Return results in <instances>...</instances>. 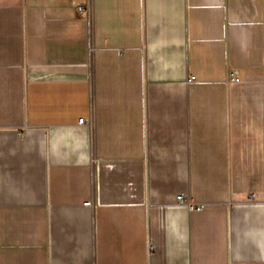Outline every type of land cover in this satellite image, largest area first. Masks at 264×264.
<instances>
[{
  "label": "crops",
  "instance_id": "1",
  "mask_svg": "<svg viewBox=\"0 0 264 264\" xmlns=\"http://www.w3.org/2000/svg\"><path fill=\"white\" fill-rule=\"evenodd\" d=\"M0 264H264V0H0Z\"/></svg>",
  "mask_w": 264,
  "mask_h": 264
},
{
  "label": "built area",
  "instance_id": "2",
  "mask_svg": "<svg viewBox=\"0 0 264 264\" xmlns=\"http://www.w3.org/2000/svg\"><path fill=\"white\" fill-rule=\"evenodd\" d=\"M77 9H78V11L82 12L88 19L91 18L92 12H91L90 7H85L83 5H79L77 7ZM229 78H230V80H233V81H237V82L240 81V78L235 73H233V72L230 73ZM194 80H195V76H190L189 79H188V82H192ZM85 123L88 124L89 122L88 121H85L84 118H80L79 119V124H85ZM185 198L186 197H185V195L183 193L177 195V201H178V203L187 205V207H189V208H194L195 207L194 204L191 201L190 202H187ZM85 205H90V202L89 201L86 202ZM197 208L198 209H202L203 208V205H199ZM153 248H154L153 245H149V249L150 250H153Z\"/></svg>",
  "mask_w": 264,
  "mask_h": 264
}]
</instances>
